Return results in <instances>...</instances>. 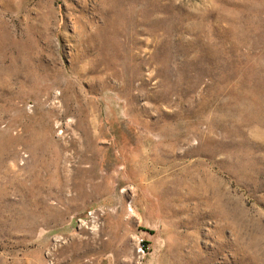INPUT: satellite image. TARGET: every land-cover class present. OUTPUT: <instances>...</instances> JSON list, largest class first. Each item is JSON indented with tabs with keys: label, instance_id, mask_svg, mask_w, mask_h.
Returning a JSON list of instances; mask_svg holds the SVG:
<instances>
[{
	"label": "rangeland",
	"instance_id": "374dc122",
	"mask_svg": "<svg viewBox=\"0 0 264 264\" xmlns=\"http://www.w3.org/2000/svg\"><path fill=\"white\" fill-rule=\"evenodd\" d=\"M0 264H264V0H0Z\"/></svg>",
	"mask_w": 264,
	"mask_h": 264
},
{
	"label": "built area",
	"instance_id": "2783aa9c",
	"mask_svg": "<svg viewBox=\"0 0 264 264\" xmlns=\"http://www.w3.org/2000/svg\"><path fill=\"white\" fill-rule=\"evenodd\" d=\"M136 248L140 255H143L146 252L147 243L144 235L136 236Z\"/></svg>",
	"mask_w": 264,
	"mask_h": 264
}]
</instances>
